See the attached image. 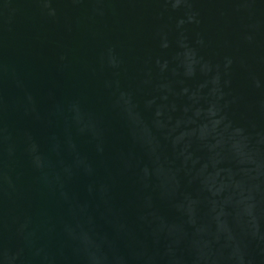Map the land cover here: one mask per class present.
Listing matches in <instances>:
<instances>
[{
    "label": "water",
    "instance_id": "95a60500",
    "mask_svg": "<svg viewBox=\"0 0 264 264\" xmlns=\"http://www.w3.org/2000/svg\"><path fill=\"white\" fill-rule=\"evenodd\" d=\"M0 264H264V0H0Z\"/></svg>",
    "mask_w": 264,
    "mask_h": 264
}]
</instances>
